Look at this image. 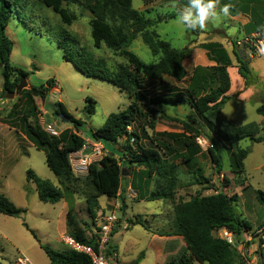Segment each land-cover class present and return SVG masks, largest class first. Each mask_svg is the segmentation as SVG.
<instances>
[{
	"label": "rangeland",
	"instance_id": "rangeland-1",
	"mask_svg": "<svg viewBox=\"0 0 264 264\" xmlns=\"http://www.w3.org/2000/svg\"><path fill=\"white\" fill-rule=\"evenodd\" d=\"M85 1H62L61 7L70 15L68 20H64L43 0H19L21 10L12 12L6 27L7 35L12 41L9 59L10 80L18 84L21 77L18 70L20 69L26 72L27 76L24 77L27 84L18 94L6 98L7 90L3 87V79L0 75V193L24 211L19 217L0 213V232L6 234V236L0 234V264H14L21 253L33 264H51L40 244L61 250L67 247L63 243V236L68 235L65 213L69 208L72 209L77 222L94 234L102 216L111 211L116 212L118 221L111 235V243L121 264H165L172 258L188 255L181 236L168 233L172 229L173 203L187 200L195 195H208L217 191L236 195L237 200L233 202L235 213L249 224L250 228L247 232H254L264 223V205L260 204L255 196L256 190L264 191V140L256 143L245 137L235 141V136L240 134L238 130L240 128L237 127L249 124H252V127H247V130L255 137L264 134V121L262 125L258 123L262 116L256 112V108L262 103L258 95L254 97L255 100L230 99L225 102L222 109H212L207 112L208 117L218 127L229 133L230 148L225 145L227 143L224 144L209 131L204 122L198 121L195 115H193L194 124H191L186 116H184L185 121L182 120L177 124L181 135L177 140L173 139L172 143L170 142L172 138L164 139L158 134H148L142 129L139 130L143 146L153 145L151 147L158 150L161 158L176 164L174 202L169 199L165 201L147 200L144 197L139 199L136 195L133 198L129 197L125 215H122L120 199L119 209H116L114 205L107 204L106 196H101L99 203L102 208H99L95 217L91 218L87 211L85 196L82 194L66 195L55 204L38 199L35 184L31 180H26L28 169L33 170L41 178L48 179L54 185H58V181L45 164L44 149L33 146L24 134L21 119L27 118L31 123L38 122L42 128L52 125L58 131V136L61 132L75 133L72 123L63 122L57 117V113L62 112L58 110V103H61L69 117L84 122L77 133L85 138L89 129L98 128L110 113L121 111L128 104L124 92L111 82L98 77L97 73L91 75L82 73L70 57H64V50L59 47L61 45L66 47V55H69V49L79 52L85 50L93 57L99 68H104L111 74H115L120 65L126 64V59L120 56L118 51L109 49L103 44L94 47L90 35L92 13L87 14L90 10L89 4ZM182 1L186 4L185 0ZM260 2L261 8H264V0ZM131 6L140 14L152 15V19L156 20L173 10L175 2L131 0ZM258 6L260 7L259 3L257 8ZM115 24H118V21ZM152 28H155L160 39L169 42L175 48L184 47L194 36L188 31L181 30L177 18L161 20ZM204 30V33L198 34L197 37L226 39L220 28L208 27ZM228 41L227 38L226 43ZM128 49L141 61L140 76L144 83L143 89L147 94H153L156 89L153 83L149 82V67L156 57L152 55L140 36L132 40ZM73 60L78 61V57H74ZM204 77H208V72L204 73ZM187 78L176 81L165 77L163 80L167 83V87L175 86L184 90L190 82V76L189 79ZM48 79H54L53 86L45 92L44 98L34 96L31 101L28 97L29 89L41 85L44 88ZM254 81H257L260 93L263 94L264 76L258 78L255 75ZM215 84L216 81H208L205 86L210 88ZM14 90L15 88L12 91ZM92 100L93 112L89 113L86 106L92 105ZM140 107L145 116L134 124L135 127L136 124H142V127L148 125L147 118L154 121L161 118L160 114L156 115L155 110L158 109L143 104ZM163 107L167 108V111L170 110L169 105ZM186 121L195 129L189 128ZM181 130L188 132L190 142L194 141L195 144L196 153L189 161L184 160L188 150L186 151L187 148L182 144L184 136L188 135ZM165 144L168 145L166 148ZM101 145L105 153H113L115 157L122 154L112 142L101 141ZM128 145L129 142L123 139L121 150ZM170 146L173 147V152L169 151L172 148ZM238 148L248 149L241 171L232 164V152L236 153ZM209 149L219 157L220 170L213 162ZM135 167L137 166L131 165L130 170ZM154 179L150 181V189L154 186ZM134 180L136 183V174ZM148 188L143 185L140 187L142 191ZM126 217L131 220L138 217L144 225L131 224L127 229L122 230L121 226ZM236 261L240 264L239 256Z\"/></svg>",
	"mask_w": 264,
	"mask_h": 264
},
{
	"label": "trees",
	"instance_id": "trees-1",
	"mask_svg": "<svg viewBox=\"0 0 264 264\" xmlns=\"http://www.w3.org/2000/svg\"><path fill=\"white\" fill-rule=\"evenodd\" d=\"M62 1L77 2V0H43L53 11L59 13L64 20H68L70 15L61 7ZM85 3L89 4V10L92 13L90 17V35L94 47H100L103 44L109 49L118 51L119 55L126 59V64L120 65L116 73L111 74L106 69L99 68L100 66L96 64L93 57L85 50L79 52L78 50L69 49V55H66V47L64 45L59 47L64 50V57H70L73 64L82 73L86 75L97 73L98 77L111 82L121 92H124L128 98V104L125 109L110 113L101 126L96 129H89L85 138L98 142L108 141L116 143L122 137L129 142L132 136L134 141L132 144L129 142V145L125 146L121 156L115 157L113 153L106 152L100 159L90 164L86 176L77 177L71 171L68 154L70 151L80 149L85 142V138L77 133L83 127L84 122L69 117L62 104L58 103V110L69 117L68 122L72 123L75 133L61 132L59 136H53L47 133L38 122L31 123L27 121V118L21 119L26 137L34 146L44 149L45 164L57 178L58 185L52 184L48 179L41 178L31 169L26 171V180L33 181L38 199L45 203L55 204L66 197V195L74 193L84 195L87 211L90 217L94 218L96 211L100 208L98 203L100 196L112 198L117 196L119 190L124 192L121 182L126 178L121 176V166L122 163H125L127 167L131 165L143 167L141 173L145 178L147 185L144 186L146 187L155 176L153 188L146 190L144 194L140 195L141 198L144 197L147 200L154 201L169 199L174 202V172L176 164L161 158L156 148L143 146L140 142V134L135 129L128 133L126 126L133 124L137 120L140 121L141 117L145 116L141 110V104L154 109L163 105L186 103L193 109L199 120L204 122L224 144L227 143L225 144L228 145L227 148H230L231 139L229 133L218 127L207 115L209 110L221 108L226 100L230 98V96L226 95L230 84L226 69L231 64L229 55L224 47L217 42L204 43L201 46L207 50L208 58L214 60L216 65L195 67L188 87L184 90L173 87L172 91L165 94L149 95L142 86L140 76L141 61L128 47L132 40L140 36L152 55L156 57V60L149 67L151 78L162 80L164 75L173 77L176 80L184 78L186 71L182 62L188 56L187 47H172L169 42L160 39L155 29L152 28L161 20L177 18V11L181 8L171 10L154 20L132 8L131 0H86ZM15 10H21L19 0H0V75L3 79L4 89L9 91L16 87L17 82L11 81L9 76L12 41L7 35L6 27L12 12ZM116 21H118V24H115ZM259 30L264 33V29L260 28ZM201 31L188 32L197 35ZM234 44L232 42V53L238 62V72L244 78L245 85H247L252 78L250 58L246 55V61L241 60L236 53ZM74 57H78V61L73 60ZM18 70L21 76H27L26 72ZM205 72H208V77H204ZM53 81L54 79H48L46 82L47 86L44 88L42 87L43 85L39 87L32 86L29 89V99L32 101L34 96L44 98L45 92L48 91L49 87L53 86ZM208 81H216V84L206 88L205 83ZM92 102V105L86 106L89 113L93 112L94 101L92 100ZM158 111L155 110L156 113ZM257 112L264 117V104L257 107ZM160 117L179 121L178 118L166 116L162 113V110ZM186 117L189 120L190 116ZM191 120L194 122L193 118ZM147 121L148 126L153 129L156 121L149 118H147ZM186 124L189 128L195 129L189 122L186 121ZM249 126L252 127V124L237 127L240 128L238 129L240 134L235 136V141L245 137L256 143L264 140V134L255 137L254 134L250 133L247 130ZM142 130L145 133L143 127ZM155 134L160 135L159 133ZM189 136H184L182 141L183 146L187 148L186 151L188 150V155L184 159L186 161H189L196 153L194 141L190 142ZM213 147L215 148V145ZM236 150V153L232 152V164L238 171H241L243 169V159L248 154V149L238 148ZM208 151L217 169L220 170L219 157L211 149ZM140 181H142V177H140ZM132 185L131 188L134 190L136 188L135 180ZM139 188L137 189L140 190ZM119 196L121 202L120 210L122 215H125L127 205L125 196L121 193H119ZM255 196L258 202L264 205V191L256 190ZM236 200V195H227L223 191H217L208 195H195L187 200H179L173 203L172 229L168 234L181 236L188 255L172 258L165 264H237L236 258L239 256L237 250L212 234L215 228L225 226L234 232L237 239L244 238L245 231H248L250 227L246 220H243L235 213L233 202ZM23 211L24 209L17 207L10 199L0 193L1 214L19 217ZM125 220H128L132 225H144L143 221L138 217L133 220L126 217ZM65 227L67 234L77 241L96 246L97 236L95 234L90 236L92 231L85 229L77 222L70 208L65 213ZM114 231L115 228L112 234ZM31 233L36 237L32 230ZM40 247L51 264H90L89 258L85 254L76 252L68 247L63 250L53 249L44 244H40Z\"/></svg>",
	"mask_w": 264,
	"mask_h": 264
},
{
	"label": "crops",
	"instance_id": "crops-1",
	"mask_svg": "<svg viewBox=\"0 0 264 264\" xmlns=\"http://www.w3.org/2000/svg\"><path fill=\"white\" fill-rule=\"evenodd\" d=\"M173 1L175 2V8L173 10H175L177 8L182 9L185 6L183 1L181 2V0H173ZM260 1L261 0H220L221 6L225 5V4L231 5L230 15L227 18H223L220 21H213L212 23L207 24L206 28H208V27H210L212 29L220 28L222 30V32H221L222 35L226 39L222 40L219 38V40H215L214 38L201 39V37H197L198 34L204 33L205 30H202L197 35H194L193 38L189 41V43L184 46V47H187V49H188V56L185 59H183V62H182L183 66L185 68V71H186V75L182 79H185L187 77H188L187 79H189V76L191 78L192 73H193V69L197 66L211 67V66L216 65V62L214 60H211L208 58L207 50L204 49L201 45L204 43H208V42H217V43L221 44L224 47V49L227 51L229 58H230V61H231V64L229 66H227V68H226L227 73H228V77H229V81H230L229 89L226 92V95L230 96V98L227 99L226 102L230 99H235L237 101L255 100L254 97L256 95H258V97L262 101L261 104H264V93L263 94L260 93L257 81H254L255 75L258 78H263V76H264V54L259 55V56H255L254 58L250 59V68H251L252 78H251V81L247 85H245L244 78L238 72V62L236 61V58L232 53V47H233L232 42H234L236 40V38H242V37L254 32V31L259 30L260 28L264 29V8H261V2ZM185 2H186V0H185ZM258 3L260 4V7L258 6L259 8H257ZM148 17L152 18V15L148 16ZM227 38L229 39V41L226 43ZM165 77H168L170 79H175L173 77H169V76H165V75L162 77V80H156V79L149 77L150 78L149 82L153 83V85L155 86V89H156V91L154 90L153 94H165L167 92L172 91V88L175 87V86L167 87L166 86L167 83H165L164 82L165 80H163V79H165ZM141 81H142V78H141ZM142 86L144 87L143 81H142ZM235 96H236V98H235ZM223 105L221 106V109H222ZM163 106H165V105H163ZM163 106L160 108L155 107L159 110L156 113V115L161 114V110H162V113H164L166 116L172 117V118H178L179 121L163 119L161 117L160 119L156 120L153 129H151L148 125L143 126V128L148 134L159 133L160 134L159 136L161 138H164V139L165 138H172L170 141L172 143L173 139L177 140L178 136H180V135L177 136V134H181V133H179L180 130L177 128V124L182 120L185 121L184 116H188V115L189 116L192 115L189 118V120H190L191 124L192 123L194 124V122L191 120V118L194 119L193 115L196 116V114L194 113L193 109L186 103L169 105L170 106L169 111H167V108H164ZM256 112H257V108H256ZM196 119L199 121V118L197 116H196ZM263 119H264V117L262 116L261 120L258 123H260L262 125L263 124L262 121H264ZM137 122H139V120L135 121L132 125H133V129H135L137 132H139V130L142 129V127L139 124H136V127H135L134 124ZM253 123H257V122H253ZM208 130L211 131L209 128H208ZM181 131L186 133V135H189L188 132H186L184 130H181ZM86 139L89 140L88 138H86ZM123 139H125V138L122 137V138L118 139L116 143H114L115 146L122 152H123V150H121L120 147H121V144L123 142ZM118 141H120V144H118ZM140 142H141V140H140ZM171 143H170V145H171ZM166 145L167 144H165V148H166ZM149 146H153V145L149 144ZM170 147H172V146H170ZM166 150H168V149H166ZM169 151L173 152L174 151L173 147ZM142 169H143L142 166L135 167L134 169L132 168V170H130V167H129V174L126 176H123L126 179L122 180V182H121V187L124 190V192H121L119 190L116 197H112V198L107 197V204H112V205H114L115 208L119 207V205H120V203L118 201L120 199L119 193H121L122 195L125 196V202L127 204V201L130 200L129 196L127 194V188L131 187V185L134 184V175L135 174L137 175V180L135 183L136 188H134V187L133 188L135 190L136 195H138L139 199H141L140 195L145 193L146 190H149L150 186H151V183L149 182L148 186H147V187H149L148 189H144V191H142L139 188L142 185L143 186L147 185L145 178L143 177V174L141 173ZM140 177H142V181H140ZM137 188H139L140 190H138ZM99 198H98V203H99ZM99 206H100V208H102L100 203H99ZM0 234L6 236V234L4 232H0Z\"/></svg>",
	"mask_w": 264,
	"mask_h": 264
},
{
	"label": "built area",
	"instance_id": "built-area-1",
	"mask_svg": "<svg viewBox=\"0 0 264 264\" xmlns=\"http://www.w3.org/2000/svg\"><path fill=\"white\" fill-rule=\"evenodd\" d=\"M235 47L243 49L248 58H254L264 54V33L260 30L254 31L242 38L237 39ZM47 133L58 136V131L52 125H46L43 128ZM133 129V125L128 124L126 131L129 133ZM134 138L131 136L129 142L132 144ZM105 154L101 142L86 140L80 149L70 151L68 154L69 163L72 173L77 177L87 175L91 163L97 161ZM129 197H135L136 193L131 188H127ZM116 209H119L117 207ZM118 216L115 211L108 212L102 216L101 221L97 224L95 232L96 246L82 243L74 239L72 236H63V243L70 249L85 254L90 264H121L115 247L111 243L112 231L116 226ZM131 223L125 220L121 226L122 230L127 229ZM212 234L230 246H233L240 257V264H264V224L257 228L254 232L245 231L243 239H237L234 232L225 226L215 228ZM94 235L93 232L90 236ZM259 237L258 243L256 238ZM14 264H33L30 259L21 253Z\"/></svg>",
	"mask_w": 264,
	"mask_h": 264
},
{
	"label": "clouds",
	"instance_id": "clouds-1",
	"mask_svg": "<svg viewBox=\"0 0 264 264\" xmlns=\"http://www.w3.org/2000/svg\"><path fill=\"white\" fill-rule=\"evenodd\" d=\"M230 4L220 5V0H186L177 11V24L182 31L204 30L207 24L230 15Z\"/></svg>",
	"mask_w": 264,
	"mask_h": 264
},
{
	"label": "water",
	"instance_id": "water-1",
	"mask_svg": "<svg viewBox=\"0 0 264 264\" xmlns=\"http://www.w3.org/2000/svg\"><path fill=\"white\" fill-rule=\"evenodd\" d=\"M87 14H91V12H87ZM236 53L240 57L241 60L246 61V55H245V52H244L243 49L236 48ZM26 84H27L26 78L24 76H21L20 79H19L18 84L15 87V90L14 91L7 90L6 94H5V97L6 98H12L14 95L18 94L19 91L23 87L26 86ZM57 117L63 122H68L69 121V117L65 116L64 113H62V112H58L57 113ZM128 174H129V167H127L125 163H122L121 176H126ZM258 241H259V237L256 238V242L257 243H258Z\"/></svg>",
	"mask_w": 264,
	"mask_h": 264
}]
</instances>
